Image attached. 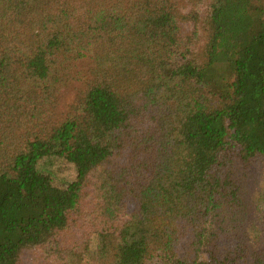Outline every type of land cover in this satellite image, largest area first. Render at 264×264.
Segmentation results:
<instances>
[{
	"label": "trees",
	"instance_id": "16d2710c",
	"mask_svg": "<svg viewBox=\"0 0 264 264\" xmlns=\"http://www.w3.org/2000/svg\"><path fill=\"white\" fill-rule=\"evenodd\" d=\"M258 165L264 0H0V264H264Z\"/></svg>",
	"mask_w": 264,
	"mask_h": 264
},
{
	"label": "rangeland",
	"instance_id": "374dc122",
	"mask_svg": "<svg viewBox=\"0 0 264 264\" xmlns=\"http://www.w3.org/2000/svg\"><path fill=\"white\" fill-rule=\"evenodd\" d=\"M81 88V83L73 82L61 93L57 110L59 115L66 113L70 106L75 103ZM38 168L40 172L51 179L52 185L58 188H64L67 184L74 181L77 176L74 163H70L62 158H54L41 162ZM254 178L257 187L254 186L252 192H255L256 200V198L260 199L264 195V168L261 165H258V168L255 169ZM89 264H95L94 254H90L89 256Z\"/></svg>",
	"mask_w": 264,
	"mask_h": 264
}]
</instances>
